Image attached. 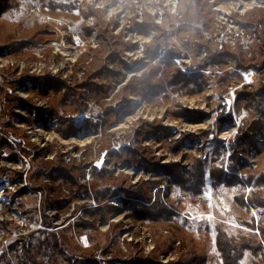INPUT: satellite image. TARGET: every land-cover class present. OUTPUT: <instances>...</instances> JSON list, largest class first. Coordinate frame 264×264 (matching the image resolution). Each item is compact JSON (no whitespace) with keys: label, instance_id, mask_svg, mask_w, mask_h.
<instances>
[{"label":"rangeland","instance_id":"1","mask_svg":"<svg viewBox=\"0 0 264 264\" xmlns=\"http://www.w3.org/2000/svg\"><path fill=\"white\" fill-rule=\"evenodd\" d=\"M172 1L0 0V264H264V0Z\"/></svg>","mask_w":264,"mask_h":264},{"label":"trees","instance_id":"2","mask_svg":"<svg viewBox=\"0 0 264 264\" xmlns=\"http://www.w3.org/2000/svg\"><path fill=\"white\" fill-rule=\"evenodd\" d=\"M143 80V79H142ZM191 81H193L192 79H188L185 78L183 76V79H175L173 82H180V83H190ZM51 83L50 81H46L45 83H43V85H45L46 87H48V84ZM143 84L144 81L142 82ZM146 86L149 88V84H146ZM202 88V86L200 87ZM203 89H201L200 91H202ZM137 91V90H136ZM146 92V91H144ZM163 91H161L160 93H162ZM147 93V92H146ZM187 114H193L192 116H188ZM187 114H184L185 119L190 120V121H194V122H198V121H203V117L204 115L202 113H198V112H187ZM69 127L68 129H64L63 131V136L70 138L72 136H77L78 135V130L73 126V122L71 120V123L68 124ZM178 167H156V169H152L149 168V170H155L157 175H164V176H168L169 174H172L174 181L176 183V185L181 186L185 191L191 193V194H199L201 192V186H202V180L203 179V172H202V177H201V172H200V168L202 171V165L200 162V167H197V172L195 174V179L194 180H185L183 178H181L180 173H174L175 170ZM148 170V171H149ZM177 174V175H175ZM212 179L214 181V183H220L222 181V177L221 174L219 175V173L215 170L213 172V176ZM158 212L159 215H157L156 217H153L151 215V213H147L148 216H151L152 219H156V218H160L163 217L165 220H172L175 217H173V213L169 212L165 209H163V207H157V210L154 211ZM137 214V212H136ZM138 215V214H137ZM217 246L218 249L220 250V252L222 253V259H223V263L224 264H239L240 263V259L242 258V253L244 250H246L247 248L251 247V245L247 242H245L244 240H241L239 242L232 240L230 238L227 237V235L221 231H218V235H217ZM197 260L193 257L190 259H184L181 262H178L179 264H200L201 261H197ZM176 263V264H178ZM9 264V263H8ZM152 264V263H151Z\"/></svg>","mask_w":264,"mask_h":264},{"label":"built area","instance_id":"3","mask_svg":"<svg viewBox=\"0 0 264 264\" xmlns=\"http://www.w3.org/2000/svg\"><path fill=\"white\" fill-rule=\"evenodd\" d=\"M168 1V0H167ZM170 1V3H169V5L170 6H173V1L172 0H169ZM96 2V5H97V2L98 1H95ZM133 4H134V7L135 8H137V13H138V15L140 14V12H141V10H142V6H141V3L139 2V0H133ZM139 9V10H138ZM110 15V14H109ZM187 61H189V60H187V59H182V62H187ZM237 96V93L235 92V91H233L232 89H230L229 91H227L226 92V94L224 95V100H226V101H229L230 100V102H231V100H233L235 97ZM75 124H77L76 123V121H75ZM121 126V125H120ZM118 128H119V126H118ZM184 131V130H183ZM83 139H85V137L83 138ZM71 160V158L69 157V161ZM107 167V166H106ZM63 223V222H62ZM0 239H1V237H0ZM26 243V247L28 248L29 246H30V244H33V241H26L25 242ZM29 251H30V248H28V255H29ZM18 252H20V254H22V253H25V247L23 246V242H20V244L18 245ZM26 254V253H25ZM24 254V255H25ZM18 264H30L27 260H26V258L24 257V256H22L21 258H20V260H19V262H18Z\"/></svg>","mask_w":264,"mask_h":264},{"label":"snow or ice","instance_id":"4","mask_svg":"<svg viewBox=\"0 0 264 264\" xmlns=\"http://www.w3.org/2000/svg\"><path fill=\"white\" fill-rule=\"evenodd\" d=\"M249 191H250V190H249ZM207 198L210 200V199H211V196L209 195ZM210 207H211V205H210ZM200 219H204V217L201 216ZM207 219L211 220V219H213V217H212L211 215H209V216L207 217ZM241 264H246V262L241 261Z\"/></svg>","mask_w":264,"mask_h":264},{"label":"bare ground","instance_id":"5","mask_svg":"<svg viewBox=\"0 0 264 264\" xmlns=\"http://www.w3.org/2000/svg\"><path fill=\"white\" fill-rule=\"evenodd\" d=\"M166 163H168V162H166ZM117 220H119V219H117Z\"/></svg>","mask_w":264,"mask_h":264},{"label":"crops","instance_id":"6","mask_svg":"<svg viewBox=\"0 0 264 264\" xmlns=\"http://www.w3.org/2000/svg\"><path fill=\"white\" fill-rule=\"evenodd\" d=\"M10 264H13V263H10Z\"/></svg>","mask_w":264,"mask_h":264}]
</instances>
